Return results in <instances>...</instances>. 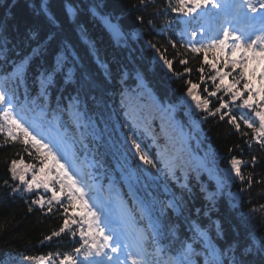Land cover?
Here are the masks:
<instances>
[{
	"label": "trees",
	"instance_id": "trees-1",
	"mask_svg": "<svg viewBox=\"0 0 264 264\" xmlns=\"http://www.w3.org/2000/svg\"><path fill=\"white\" fill-rule=\"evenodd\" d=\"M4 1L0 3V36L4 38L0 39V45L6 42L7 52L0 54V86H4L3 77L11 68V62L31 54L29 88L35 96L37 88L31 81L37 75L36 69L48 66L54 54L68 46L71 56L78 58L79 72L89 73L95 80L92 94L102 103L99 107L82 104L84 115L79 126H76L69 112L64 111L56 117L62 126L55 127L52 109L56 108V103L53 93L46 109L47 119L53 121V128L62 137L63 144H70L71 158L75 155L74 167L82 168L84 174L90 176L85 177L90 180L99 181L118 204L129 210L138 232L147 228V220L141 219L137 199L147 202L156 197L163 201L166 199L165 187L178 191V185L187 182L197 193L194 201L196 207H202L205 201L200 187L203 186L208 192L217 190L218 185L193 158V154L202 149L209 153L214 170L220 177L233 174L228 179V186L238 200L233 201L234 198L225 195V184L219 186L218 210L210 213L213 219L221 222L223 229V239L215 241L217 246H226L237 238L244 241L249 236L259 245V240L264 239V220H261V215H264L261 212L264 205V148L252 139V130L244 124V119H252L251 113L239 106V99L231 101L230 94L225 90L239 77V66L232 68L233 73L223 70L220 61L224 64L228 62L225 52L220 56L215 49L207 53H193L180 47L190 39L181 36L184 22L182 13L171 10L177 6V0H150L145 7L140 6L139 0ZM93 5L100 6L97 9L99 12L111 14L112 20L124 33L119 43L112 41L98 19L85 13V7ZM68 6L79 8L78 16H68ZM49 16L55 18V24L50 22ZM137 16H141L142 20H137ZM173 43L176 48L172 47ZM33 49H39V54H33ZM161 55L171 61L170 66L160 60ZM181 60L186 63L182 64ZM105 68L112 74L110 81L106 80ZM244 71L253 92L261 89L255 83V75ZM121 76L125 77L123 84ZM211 76H217V79L213 81ZM137 82H142L143 87L137 89L135 94L129 92L122 98L121 91L125 88L135 89ZM192 84L197 85L193 89L196 96L209 100L208 110H204L203 106L197 109L195 102L187 95ZM216 84L221 85L220 91L214 97L209 96V92L216 90ZM237 89L243 90V82L236 84L232 91ZM243 94L245 98L248 97L247 92ZM258 95L263 99L262 94ZM19 96L22 100V89ZM220 98L228 103V108L221 109L215 116L210 115L219 107ZM65 104L62 102L61 107ZM39 106L40 102L37 101L36 114L39 113ZM170 108H173V117L168 114L167 109ZM225 112L228 115L220 119ZM230 116L236 117L239 130L228 123ZM183 128L189 132L186 142L181 135ZM128 136H134L158 167L167 163L174 170L175 177L168 178L167 169L158 172L157 168L144 164L135 155V149L127 141ZM4 141V135L0 134V264H6L9 259L22 264H37L36 261H25V256H74V249L80 247L81 243L80 225L73 224L59 237L44 241L45 236L58 231L63 225V208L53 204L49 212L48 204L43 208L33 205L32 201L38 200L39 195L43 199H50L51 195L41 186L36 187V195L24 196L25 185L19 179L13 180L8 171L13 159L20 161L18 172H24L27 164H35L38 169V160L43 153L37 155L35 149L29 146L32 152L29 156L24 151V145L11 141L5 145ZM234 156L242 161L243 181L231 172L229 162ZM253 156L256 157L255 164L252 163ZM51 162L49 158L47 168H51ZM134 173L139 181L138 187L131 180ZM32 175L33 170H27L25 179L31 180ZM37 178L42 180L43 173ZM5 181L8 183L5 184ZM17 185L20 191L12 192ZM56 187L58 190L59 186ZM62 201L66 206V199ZM29 207H32V212H28ZM252 210H255L254 214ZM69 214L77 219L83 216L79 208L69 209ZM202 223L206 224L207 220L203 219ZM87 227L86 224L85 230ZM178 235L181 240L190 235L187 225L180 229ZM212 235H215L214 231ZM193 247L197 252L202 251L197 244H193ZM194 259L197 264H204V256ZM45 264H52V261L46 259ZM56 264H59L58 260Z\"/></svg>",
	"mask_w": 264,
	"mask_h": 264
},
{
	"label": "snow or ice",
	"instance_id": "snow-or-ice-1",
	"mask_svg": "<svg viewBox=\"0 0 264 264\" xmlns=\"http://www.w3.org/2000/svg\"><path fill=\"white\" fill-rule=\"evenodd\" d=\"M149 2L150 0H139L142 7L147 6ZM244 2L248 4L250 11H256L250 0H244ZM209 3H212V0H190V5L186 4V0H177V6L172 7L171 10L191 16L197 8ZM11 6L9 5V7ZM212 6L216 7L217 5L212 3ZM99 7V5L85 7L84 11L86 14L90 13L93 18L99 19L115 39H122L124 33L117 24L113 23L111 14L99 12L97 10ZM260 7L264 8V0H260ZM44 10L46 11V8ZM79 12V8L67 7V14L70 17L78 16ZM136 19L142 20V17L137 16ZM192 19L195 20V17ZM49 20L52 24L56 22L55 18L51 16H49ZM185 34L187 33H181V36L183 37ZM32 35L34 38L35 34ZM81 35L84 36L85 33L82 32ZM190 35L195 38L197 31H191ZM0 39L4 38L0 36ZM172 47L176 48V44L173 43ZM180 47L187 48L193 53H207L211 49H219L220 52H225V49H228L232 55L240 53L239 60L228 61L230 64L239 66V77L234 84L227 85L225 90L230 94L231 101L239 99L241 108L251 110L254 120L244 119V124L252 130V139L264 148V99L259 104L250 103V100H255L257 94L264 95V88L253 92L249 81L245 78L244 71L249 59L264 61V14H261L258 28L254 23H249L245 28L240 29L238 34L237 31L221 24L215 34L205 33L199 41L186 40ZM156 50L159 52L158 48ZM6 52L5 42L4 45H0V54ZM33 54H39V49H33ZM160 60L166 66L171 65V61L163 55L160 56ZM31 61V54L18 61H12L11 70L4 74V86H0V134L5 137V145L10 141L22 144L24 151L28 152L29 156L32 155V152L29 151V146H31L37 155L42 152L43 157L38 160L40 166L38 169L35 164H27L24 172H18L17 165L20 161L13 159L8 171L13 180L19 179L25 185L23 189L25 192H32L34 185L37 188L42 186L46 191L51 192V198L47 201L49 212L52 210L53 203L59 204L63 208L65 216L63 225L58 231H53L51 235L45 236L44 241H51L53 237H59L66 229L70 230L73 224H79L81 243L80 247L74 249V256L69 254H63L62 258L60 254H57L55 258L51 255L47 258L25 256L23 257L25 261H36L37 264H45L46 259L52 261V264H56L57 260L59 264H197L194 257L204 256V264H264V239L259 240L258 246L257 241L251 239L250 236L246 237L244 241L237 238L226 246H217L215 241L223 239V229L221 222L218 219H213L210 213L218 210L219 186L215 192H208L203 186L200 187V193L203 194L205 201L202 207H196L194 201L197 199V193L187 182L179 184L178 191H170L165 187L166 199L163 201L156 197H152L151 201L147 202L137 199L136 202L141 210V219L147 220V228L137 232L131 239L122 237L118 226H114V222L106 216L102 219L103 213L86 198L88 196L86 186L77 172L73 170L75 155L73 154L71 159L66 157L63 139L58 134H53V121L47 119L46 109L49 106V98L55 93L56 108L52 109L55 127L62 126L56 117L64 111L69 112L76 121V126H79L84 115L81 105L89 104L99 107L102 103L96 95L92 94L96 85L95 80L89 73L79 72L78 58L71 56L68 46H65L54 54L53 60L48 66L36 69L37 75L31 81L32 85L37 88V93L33 96L29 88L28 72ZM5 62H7L6 55ZM180 62L186 63L184 60ZM104 71L106 80L110 81L112 79L111 72L106 68ZM250 71L254 72L255 70L251 69ZM124 79L125 77L121 76L122 84ZM210 79L215 81L217 76H211ZM260 79L264 82V70L260 72ZM241 82H243V90L232 91L236 84ZM142 87V82H137L135 89L125 88L120 95L123 98L129 92L135 94L136 90ZM196 87V84H192L187 95L195 102L197 109H201L203 106L204 110H208L209 100L196 96L193 93V89ZM21 89L23 90L22 100L19 96ZM215 89L208 95L216 96L221 85L216 84ZM205 91L208 90L205 89ZM243 92L248 93L247 98ZM37 101L40 102L38 114H36ZM62 102H66L64 107H61ZM228 106V103L220 98L219 107L209 114L215 116L221 112V109L228 108ZM30 112L36 115L29 117ZM226 115H228L227 112L222 114L220 119L223 120ZM228 123L234 124L239 130L240 125L236 122L235 116H230ZM127 141L130 142L131 148L135 149V155L144 164L157 168L158 172L167 169V177L170 179L175 177L174 170L167 163H164L163 167H158L157 163L149 158L148 153L143 151L141 144L136 141L134 136H128ZM49 158L56 169L55 173L51 168H47ZM61 160L65 162L61 163ZM229 163L231 172L243 181L242 161L234 156ZM252 163H256L255 156L252 157ZM29 169L33 170L32 179L26 180L25 172ZM41 173L44 176L42 180L37 178ZM7 183L5 181V184ZM248 183L250 184L251 180ZM57 185L59 186L58 190ZM17 191H20L19 185L12 188V192ZM133 195L135 194L133 193ZM61 196L65 197L66 206L61 200ZM32 204L43 208L45 201L41 197L38 200H33ZM77 205L83 212V216L79 219L69 214V209L75 210ZM32 211V207H29L28 212ZM252 211L254 214L255 210ZM261 212L264 213V205L261 206ZM203 219L207 220L206 224L202 223ZM261 220H264V215H261ZM85 223L88 226L87 230L84 228ZM184 225H187V232L190 235H186L185 239L181 240L178 233ZM213 231L214 236L212 235ZM72 235L75 236L76 233L73 232ZM122 239L124 243H121ZM188 241H192V243ZM177 242H179L178 247ZM193 244L200 246L202 251L197 252Z\"/></svg>",
	"mask_w": 264,
	"mask_h": 264
},
{
	"label": "rangeland",
	"instance_id": "rangeland-1",
	"mask_svg": "<svg viewBox=\"0 0 264 264\" xmlns=\"http://www.w3.org/2000/svg\"><path fill=\"white\" fill-rule=\"evenodd\" d=\"M240 1L242 2L243 5L240 8L238 20H241V19H245L246 20V19L252 18V17H256L255 19H260L261 14H263V11H264V8L260 7V0H250L251 4L256 8L255 12H252V11L249 10L248 4L245 3L244 0H240ZM230 2H231V0H224L223 1V4H222V6H223V14H222V16H228V8H229V5H230ZM230 24H231L230 21H226L225 23H223V25L225 27H229ZM218 28H219V26H218ZM217 29H215V33L217 32ZM210 31L211 30L209 29V32ZM220 34H222V33H220ZM249 56H251L250 53H249ZM250 60H252V59H249L248 61H250ZM259 64H260L261 71L264 70V61H259ZM122 237H123V235H122ZM121 243H124L123 239L121 240ZM6 264H22V262L16 261L15 259H9V260L6 261Z\"/></svg>",
	"mask_w": 264,
	"mask_h": 264
}]
</instances>
